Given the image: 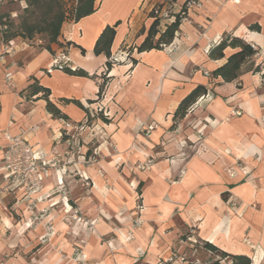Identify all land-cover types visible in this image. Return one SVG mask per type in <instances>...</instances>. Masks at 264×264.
Masks as SVG:
<instances>
[{
  "label": "crops",
  "instance_id": "obj_1",
  "mask_svg": "<svg viewBox=\"0 0 264 264\" xmlns=\"http://www.w3.org/2000/svg\"><path fill=\"white\" fill-rule=\"evenodd\" d=\"M184 1L175 0L174 12ZM154 2L97 0L91 15L63 25L58 43L70 44L69 62L88 77L45 73L57 45L49 52L17 39L0 61V160L7 136L47 154L67 150L63 119L47 112L41 93L30 92L33 84L48 90V101L74 128L86 120L82 107L98 97L108 113L106 123L89 124L99 132L93 166L67 176L50 170L33 207L22 193L1 197L0 264H158L174 248L183 251L189 232L251 264L264 262V0H207L187 12L172 52L137 53ZM115 23L110 55L120 63L107 70V58L93 47ZM227 35L253 46L258 72L233 82L212 76L236 51L209 58ZM197 87L206 90L204 100L173 127L176 108ZM148 124L154 128L146 135ZM87 134L75 142L81 160ZM60 178L62 194L54 191Z\"/></svg>",
  "mask_w": 264,
  "mask_h": 264
},
{
  "label": "trees",
  "instance_id": "obj_2",
  "mask_svg": "<svg viewBox=\"0 0 264 264\" xmlns=\"http://www.w3.org/2000/svg\"><path fill=\"white\" fill-rule=\"evenodd\" d=\"M96 1L97 0H5L0 10V19H5L6 30L0 33V37H2L5 42L19 39L30 45H36V42L39 41L40 44L37 46L49 52H51L52 45H57L58 51L64 48L68 50L70 47L68 42L64 44L58 43V37L60 36L63 25L75 24L80 19L91 15L95 10L94 4ZM168 1L169 0H155L154 4L149 8L147 15L148 18L152 19V22L142 42L135 47L137 53L161 50L163 45H168L173 41L174 35L181 24L179 18L176 16L173 22H170L161 29L160 21L154 18L150 11L151 8L154 7H163ZM21 2L24 3V7L21 6ZM10 6H17L18 9L10 8ZM11 13H15L16 16L11 18ZM117 25L118 23H115L113 26H106L99 34L93 47V54L95 56L103 54L107 58V70H109L112 65L120 63L117 57H111L110 55V47ZM227 48L236 51L226 58V62L222 66L212 72L213 77H219L223 82H233L236 81L244 71H250L252 73L259 71V66L253 67L252 63L256 52L241 39L231 35H227L213 44L208 50V56L211 60H221L224 58L223 52ZM55 54L56 53H54L53 56ZM62 72L78 77H88L85 72L77 68H75L74 71L63 69ZM29 90L32 94L41 93V97L46 101L47 112L53 117L66 121L65 116L48 101V90L36 84L29 86ZM205 93L206 90L203 87H197L187 95L176 108L173 115L174 121L181 120L185 117L189 108H191ZM97 95H101L100 89ZM64 102H71L80 107V104L76 101ZM93 103L94 102H90L88 106ZM82 109L86 113V123L88 125L95 119H100L103 123L107 122V119H104L100 115L91 118V110H89V108L82 107ZM175 125H177V121L174 122L173 127ZM182 239L190 244H201L203 250L218 258L210 264H251V260L247 256L229 255L208 242L194 239L192 234H187L183 236Z\"/></svg>",
  "mask_w": 264,
  "mask_h": 264
},
{
  "label": "built area",
  "instance_id": "obj_3",
  "mask_svg": "<svg viewBox=\"0 0 264 264\" xmlns=\"http://www.w3.org/2000/svg\"><path fill=\"white\" fill-rule=\"evenodd\" d=\"M5 0H0V10ZM207 0H185L184 3L175 9V0H169L168 4H165L161 8H151V12L154 18L160 21V27H165V25L173 22L177 16L180 23L186 20L187 12L190 9H199L202 3ZM21 6L24 7V3L21 2ZM11 18L16 16L15 13L10 14ZM6 30L5 19H0V33ZM175 36V35H174ZM174 40V39H173ZM40 42L37 41L36 45ZM173 41L168 45H163L162 49L167 52L173 51ZM253 50V46L249 45ZM14 40L5 42L2 37H0V61H3L6 56L10 55L14 49ZM69 49V48H68ZM67 51L65 48L61 51L56 52L53 56L51 64L45 70L46 74H50L53 71L62 72L63 69H69L71 71L75 70V67L69 62ZM204 75H208L204 73ZM4 79L7 83H11L12 74L6 71ZM208 98V95L205 98ZM202 100L204 96L200 97L196 103L189 108L188 112L191 111L193 107H196ZM93 105V106H92ZM90 106H85L91 110L90 117L102 116L104 119L108 118V113L106 112L103 105L100 103V98H96L94 104ZM154 128L153 124H148L143 126V131L148 135ZM96 128L92 125H88L86 120L83 125L73 127L69 122L63 121V130L60 134V138L63 137V142L69 147L75 139H77L78 134L82 131L94 133ZM7 146L4 150L1 160H0V200L3 195L22 193L23 199L27 201V207H33L36 201L35 196L43 190L42 181L47 176L49 169H58L59 172L64 173L60 166H58V158L60 155L52 149V151L47 154L40 148H34L30 146L23 138L20 136L6 137ZM95 156L96 154L93 153ZM87 159V158H85ZM86 161H90L88 158ZM69 159L68 162L69 163ZM234 174L229 173V177L233 178ZM63 185V179L60 178L57 181V186Z\"/></svg>",
  "mask_w": 264,
  "mask_h": 264
},
{
  "label": "rangeland",
  "instance_id": "obj_4",
  "mask_svg": "<svg viewBox=\"0 0 264 264\" xmlns=\"http://www.w3.org/2000/svg\"><path fill=\"white\" fill-rule=\"evenodd\" d=\"M66 1V0H64ZM10 8H14V9H18L17 6H10ZM87 136L90 138V141L88 143V149L89 152L86 153V158H90V161H86L87 159H85L84 157L81 159H79V156H77V154L75 153L76 150V146H77V142L76 139L73 141V143L68 147L66 145V152L64 153H60L58 151H56L60 157L58 158V166H60L64 171V173H61L58 171V169H49L48 173L50 170H54L57 173H60L62 176H67L70 172L73 171H77V167L80 168L82 165L85 167H89V166H93L98 158L99 155V151L97 150V146H98V136H99V132H97V129L94 130V133L91 132H87ZM76 142V143H75ZM52 151V149H51ZM96 154L95 156L93 155ZM69 159V163L68 162ZM150 165V161L144 162L142 164H139V170L140 171H145L148 169ZM71 174V173H70ZM63 179V178H62ZM64 180H63V185L61 186H57L55 188L54 191H56V193H64ZM84 186L87 187L88 184L86 182H84ZM65 198V197H64ZM74 215H79L77 211H73V216ZM74 220L76 222L78 221H82L80 220L79 217H77V219L74 217ZM87 222V221H86ZM139 224V221H136V225ZM189 234H192L191 232H189ZM218 258L215 257L213 254L206 252L205 250L202 249V245H196V244H190L188 243V245L185 246V248L183 249L182 252H177V249L174 248L172 250V253L169 255V257L164 261L161 260L158 264H210L212 261L217 260ZM261 264H264V262H262Z\"/></svg>",
  "mask_w": 264,
  "mask_h": 264
}]
</instances>
